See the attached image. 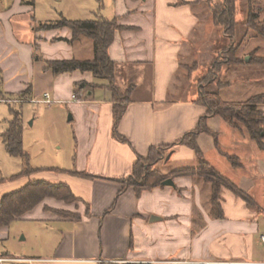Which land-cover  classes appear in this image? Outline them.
Listing matches in <instances>:
<instances>
[{"label": "crops", "instance_id": "crops-1", "mask_svg": "<svg viewBox=\"0 0 264 264\" xmlns=\"http://www.w3.org/2000/svg\"><path fill=\"white\" fill-rule=\"evenodd\" d=\"M220 2L110 0L99 9L101 16L117 18L122 26L109 49L116 62L117 85L122 91L131 90L118 124V133L128 141L122 142L113 135L115 102L108 80L79 70L59 75L45 70V60L91 59L92 42L86 38L70 42L73 33L64 27L40 32L38 41L31 36L26 46L20 40V22L25 18L32 27L27 14L35 2L24 5L21 0H0V69L2 90L9 98L6 101L47 104L43 100L48 93L52 102L68 105L75 125L76 155L68 163L74 167L64 169L109 178L129 176L139 156L146 157L151 147L172 144L194 131L206 113L197 102L201 73L212 69L227 38L213 11ZM33 45L39 46L42 56L35 57ZM86 54L90 56L85 58ZM25 59L27 68L22 65ZM231 83L216 91L221 99L223 94L230 96ZM29 86L30 98L20 102L16 95ZM207 125L217 134V141L212 134L198 135L204 158L254 196L261 211L250 209L223 188L220 217L210 201L211 184L198 177L178 176L173 178L174 185L145 190L140 196L130 187L118 196L121 185L116 182L44 171L32 178L68 184L81 201L67 204L47 198L33 210H37V219L58 224L56 229H46L51 230L43 238L47 254L0 258L12 259L8 261L11 264H264V201L254 193L253 182L242 183L255 177L248 171L258 167L264 149L244 126L233 127L221 116L209 117ZM224 154L236 156L241 165L234 166ZM166 160L176 162L169 172L198 166L196 153L187 146H175L161 162ZM254 186L263 191L258 183ZM48 202L82 218L74 220L45 211ZM87 206L91 216L85 215Z\"/></svg>", "mask_w": 264, "mask_h": 264}, {"label": "trees", "instance_id": "trees-1", "mask_svg": "<svg viewBox=\"0 0 264 264\" xmlns=\"http://www.w3.org/2000/svg\"><path fill=\"white\" fill-rule=\"evenodd\" d=\"M239 0H222L219 4L213 6L215 20L220 25L226 36L234 39L235 32L238 28L236 20ZM252 3L254 0H248ZM34 4V1H30ZM248 19L245 22L250 28L254 29L257 34L264 37V19L259 20L257 14L251 11L249 6ZM69 28L72 33L70 42L74 43L81 38H86L92 42L93 57L91 59H54L45 60V70L52 72L54 75L63 73H71L74 71L91 72L95 77L108 80V88L112 91L114 99L113 117L114 128L113 135L122 142H128L125 137L118 133V124L122 119L126 108L127 101L131 90L122 91L116 82V62L112 60L109 54L115 34L122 29L117 18L109 19L101 16L99 13L94 14V18L87 20H72L62 18L55 22L42 23L39 28L43 30H51L57 28ZM240 46H232L226 48L224 53H231L227 56L230 58L234 66L245 63L264 65V56L254 55L251 61L246 62L244 58L238 55ZM233 53V54H232ZM215 63L207 74H216ZM215 78V75L208 80L207 76L200 80V98L197 102L206 108V113L200 118L198 127L194 131H190L172 144L151 147L146 157L139 156L133 165L132 172L129 176L120 178H109L98 175H92L88 172H80L74 169L64 168H33L28 167L21 173L12 177V179L26 178V182L21 186L3 194L0 198V228L9 226L15 220L25 219L27 213L32 212L38 205L47 198H54L67 203L81 201L77 197L68 184L54 183L43 179H33L32 176L44 172L55 171L65 172L74 176H80L89 179H105L116 182L121 185L118 196L126 191L127 188L133 187L137 196L145 190H151L156 187H163V182L169 178L173 179L178 176H191L203 179L211 184V204L218 210L219 216L223 217L222 207L220 203L221 192L223 188L231 190L235 195L240 197L246 205L253 210L261 211L262 207L250 193L240 188L231 179L220 173L208 160L204 158V154L198 144V135L200 133H208L215 136L207 125L208 118L218 115L224 118L233 127L244 126L251 138L255 140L260 148L264 149V110L260 107L263 104L261 98L255 97L246 103H228L223 101L217 93L207 92L205 85ZM3 75L0 69V100H8L9 98L2 90ZM31 96V87L16 95L20 100H28ZM12 119L9 128L3 133L6 149L11 156L23 158L28 162V154L24 150L23 145V125L22 113L20 109L11 108ZM217 143V142H216ZM187 146L194 150L198 157L197 167L180 168L169 173L162 172L157 165L161 162L166 154L175 146ZM227 158L234 166H240V160L233 155H227ZM3 181V180H2ZM44 210H52L56 214L80 220L81 214L70 213L58 209H52L44 206ZM109 212V211H107ZM91 216L90 207L87 206L85 213ZM105 264V263H103ZM121 264V263H107ZM154 264V263H151Z\"/></svg>", "mask_w": 264, "mask_h": 264}, {"label": "rangeland", "instance_id": "rangeland-1", "mask_svg": "<svg viewBox=\"0 0 264 264\" xmlns=\"http://www.w3.org/2000/svg\"><path fill=\"white\" fill-rule=\"evenodd\" d=\"M21 1L24 2V5L32 4L30 2L31 0ZM33 1L35 2L34 9L27 14L30 21L33 23L32 27L24 22L25 18L20 22V40L26 42L24 43L26 46L29 41L28 38L35 36L33 40L38 41L39 39H37V37L40 32L47 31L39 28L42 23L55 22L62 18L72 20L94 18V14L99 13L101 7L103 9V4H105V6L109 5L108 3L110 0ZM250 5L251 11L257 14V18L259 20L264 19V0H254L252 3H249L248 0H239L236 16L239 25L235 32L234 39L227 36V38L223 40V44H221L222 54L219 52L218 57L215 59V63L218 62L216 65V74H207L203 72L201 73L202 77L200 80L206 76L209 80L211 75H215V78L204 87L207 92L214 93H217L216 91L219 88L222 89L223 87L226 89V86L233 82L231 83L232 86L229 88L230 96H225V94L222 93V99L226 101H239L236 103H246L255 97H259L261 101H263L260 107L264 110V65L245 63L234 66L232 60H230V58L227 59V56L231 55V53H224L226 48L231 47V45H239L240 49L237 53L240 57L244 58L246 62L251 61L254 53L258 56H264V37L257 34L254 29L245 24L248 19ZM20 45L22 46V44ZM33 47L36 52L35 57L43 55L39 46L33 45ZM89 56L88 54L84 55L85 58ZM92 57L93 53L89 58ZM21 60L22 59H20V61ZM26 62V59L22 61L24 68H27ZM203 70H206V68H203L202 71ZM193 76L194 80L197 79L198 73L195 75L193 74ZM214 83H216L215 86L212 85ZM13 98L15 97L12 96V99ZM67 106L66 104L56 102L41 104L28 101L19 103L16 100H0V197L20 186L19 183H21L23 178L14 180L12 177L23 172L28 167V164L33 168L74 167V165L68 163L73 161L76 155L75 125L74 121L69 119L72 113L68 110ZM11 108L20 109L22 113L23 145L24 150L28 154V162L23 158L11 156L5 146L3 133L9 128L12 119ZM205 145H207V143H205ZM206 150H208L207 147ZM186 164L192 166V163ZM175 166L176 162L173 160L159 162L157 165L164 173H169ZM248 172H250L251 175L254 174L255 177L251 179L246 178L242 183L250 184L253 182L254 185L258 183L259 188H262L263 191L261 189L257 191V188L252 185L255 189L254 193L258 198L264 201V157L262 159L259 158L258 167L256 169L252 171L249 170ZM45 206L73 213L62 208L61 205V208H55L54 206H57V204L53 202H48V205ZM36 211L37 210L27 213L25 219L15 220L9 226L0 228V256L10 255L24 258L44 256L47 254L48 246L45 244L43 238L45 239V237H47L49 231L56 229L58 224L49 222V220L37 219L40 217H37ZM45 211L53 212L52 210ZM41 219L43 218L41 217ZM262 226L264 229V223ZM46 229L51 230L47 232ZM2 264L11 263L6 262ZM20 264L29 263L20 262Z\"/></svg>", "mask_w": 264, "mask_h": 264}, {"label": "built area", "instance_id": "built-area-1", "mask_svg": "<svg viewBox=\"0 0 264 264\" xmlns=\"http://www.w3.org/2000/svg\"><path fill=\"white\" fill-rule=\"evenodd\" d=\"M72 98L76 101H81V99L77 95H73ZM24 101L25 100H20V102H24ZM43 102L47 104L52 103V100L50 99V96L48 93L45 95V99L43 100ZM261 240L264 243V235L261 236ZM8 261H12V259L4 258V257L0 258V264L8 262ZM138 264H151V263L150 262H139ZM197 264H217V263L211 262V261H203V262H198Z\"/></svg>", "mask_w": 264, "mask_h": 264}, {"label": "water", "instance_id": "water-1", "mask_svg": "<svg viewBox=\"0 0 264 264\" xmlns=\"http://www.w3.org/2000/svg\"><path fill=\"white\" fill-rule=\"evenodd\" d=\"M69 119L71 120V119H72V116H70ZM163 184H164V185H174V181H173V179L169 178V179L165 180V181L163 182Z\"/></svg>", "mask_w": 264, "mask_h": 264}]
</instances>
